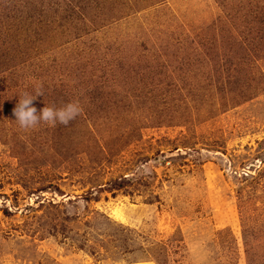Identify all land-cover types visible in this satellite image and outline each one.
I'll use <instances>...</instances> for the list:
<instances>
[{
  "label": "rangeland",
  "instance_id": "1",
  "mask_svg": "<svg viewBox=\"0 0 264 264\" xmlns=\"http://www.w3.org/2000/svg\"><path fill=\"white\" fill-rule=\"evenodd\" d=\"M0 264H264V0H0Z\"/></svg>",
  "mask_w": 264,
  "mask_h": 264
},
{
  "label": "clouds",
  "instance_id": "2",
  "mask_svg": "<svg viewBox=\"0 0 264 264\" xmlns=\"http://www.w3.org/2000/svg\"><path fill=\"white\" fill-rule=\"evenodd\" d=\"M38 96H44L42 84H37L32 93L24 92L19 96L13 115L21 130H34L42 124L49 127H56L57 124L67 126L83 112L78 101L68 102L61 107L44 106L38 111L33 103Z\"/></svg>",
  "mask_w": 264,
  "mask_h": 264
}]
</instances>
